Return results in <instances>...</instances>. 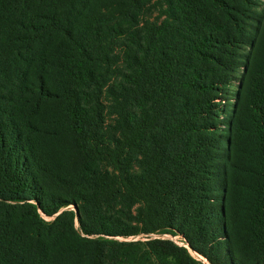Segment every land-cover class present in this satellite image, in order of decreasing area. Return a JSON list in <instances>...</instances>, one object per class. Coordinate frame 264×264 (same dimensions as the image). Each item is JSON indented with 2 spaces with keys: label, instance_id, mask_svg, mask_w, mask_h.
Listing matches in <instances>:
<instances>
[{
  "label": "trees",
  "instance_id": "1",
  "mask_svg": "<svg viewBox=\"0 0 264 264\" xmlns=\"http://www.w3.org/2000/svg\"><path fill=\"white\" fill-rule=\"evenodd\" d=\"M99 2L0 0L24 62L15 103L0 106V264H204L192 251L264 264V0H170L173 23L158 47L142 38L128 91L141 115L109 143L91 106L94 49L109 15L133 20L142 5ZM116 200L133 216H106ZM154 232L189 247L113 238Z\"/></svg>",
  "mask_w": 264,
  "mask_h": 264
},
{
  "label": "rangeland",
  "instance_id": "2",
  "mask_svg": "<svg viewBox=\"0 0 264 264\" xmlns=\"http://www.w3.org/2000/svg\"><path fill=\"white\" fill-rule=\"evenodd\" d=\"M108 0H100L101 10L108 13L110 7L107 5ZM141 10L137 15H132L134 19L126 20L124 18L112 19V15L108 16V22L104 26L101 34V41L95 45L94 53L96 54L93 67L99 79V87L90 88L91 106L95 113L100 115L101 130L104 133L106 143L110 140L106 137H116L123 142L121 138L120 125L124 122V117L128 111L135 112L141 115L142 100L134 101L128 91L132 87L134 79L142 68L143 64L140 61V47L144 35H149L154 39L152 46H159L160 34L159 28L164 25H172V15L170 8V0H141ZM264 7L262 4L260 10ZM17 17L15 15L0 16V106L9 108L15 103L18 92V83L21 73L24 68V62L20 58H16L17 49L16 43V27ZM250 50L249 46H244L241 49L245 55ZM153 49L150 52V58L153 57ZM140 65V66H139ZM242 76V71L237 73V80ZM235 80V84H237ZM145 83V78L141 80ZM233 96L237 92V86H232ZM121 140V141H120ZM117 142V143H118ZM114 144V141L112 142ZM133 152L131 147L125 148L123 158L129 159L133 172H139L140 166L138 161L132 158ZM107 169L103 168L101 173L104 174ZM108 170L112 169L109 168ZM68 208L75 209L74 206ZM136 205L133 207L125 206L122 200L111 201L104 214L110 217L128 218L135 213ZM43 218L46 221H52L55 216H46ZM77 228L80 230V225L77 223ZM97 236V235H94ZM152 237L171 238L177 243L186 246L179 234L167 232L154 233H138L131 236H115L118 241H135L146 240ZM192 254L197 257L202 263L208 264L207 260L197 253L192 251Z\"/></svg>",
  "mask_w": 264,
  "mask_h": 264
},
{
  "label": "built area",
  "instance_id": "3",
  "mask_svg": "<svg viewBox=\"0 0 264 264\" xmlns=\"http://www.w3.org/2000/svg\"><path fill=\"white\" fill-rule=\"evenodd\" d=\"M180 236H181V235H180ZM181 237H182V239H184L183 236H181ZM183 241H185V239H184ZM185 242H186V241H185ZM187 244H188V243L186 242V246H187Z\"/></svg>",
  "mask_w": 264,
  "mask_h": 264
},
{
  "label": "water",
  "instance_id": "4",
  "mask_svg": "<svg viewBox=\"0 0 264 264\" xmlns=\"http://www.w3.org/2000/svg\"><path fill=\"white\" fill-rule=\"evenodd\" d=\"M187 247H189V245L187 244Z\"/></svg>",
  "mask_w": 264,
  "mask_h": 264
}]
</instances>
